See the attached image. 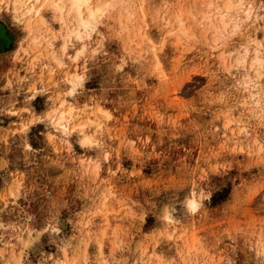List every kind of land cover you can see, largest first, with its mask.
Returning <instances> with one entry per match:
<instances>
[{"label": "rangeland", "instance_id": "374dc122", "mask_svg": "<svg viewBox=\"0 0 264 264\" xmlns=\"http://www.w3.org/2000/svg\"><path fill=\"white\" fill-rule=\"evenodd\" d=\"M226 1L69 39L0 0V264H264V0Z\"/></svg>", "mask_w": 264, "mask_h": 264}, {"label": "bare ground", "instance_id": "6f19581e", "mask_svg": "<svg viewBox=\"0 0 264 264\" xmlns=\"http://www.w3.org/2000/svg\"><path fill=\"white\" fill-rule=\"evenodd\" d=\"M204 1L209 3L210 0H204ZM231 1H233V0H227L226 2H224V4L226 5L225 8L229 7L228 4H230ZM40 3L43 5H41ZM13 4L15 6L14 7L15 12L21 13L22 17L29 16L31 20L33 18L38 17V16L41 18L43 17L42 16V13H43L42 8L43 7L51 8V10H53L54 13H58L60 15V17H58V19L61 22L64 21V19L69 20L72 22L73 27H75L74 30L72 28L71 31H68L69 32L68 33L69 39H70V37H74V38L76 37V39L82 38V34L84 32H88V30H90V28L92 29V27L94 26L93 22L98 20V18L101 17L100 15H103L104 13H106L107 10L111 7L110 2H107V0H13ZM66 11H67V13H66ZM246 14L248 16H250V10H248ZM223 20H224V14H222L221 22H223ZM142 31L141 32H142V35L144 34V38H148V31L144 30V28ZM152 48H154V47H152ZM260 61L261 60L259 59V57H257L255 59L253 65H259ZM101 113H102V111H101ZM69 114H71V112ZM65 115H66L65 113H62L61 116L59 117V119H57L56 123L61 129H63L64 131H68L70 128V127L68 128V125L70 123H69L68 119L66 118L67 115L66 116ZM91 122L94 124V123H98L100 121L97 118L94 121L91 120ZM86 124L87 123H85V122L81 123L79 125V129L84 127ZM74 129H76V128H73L72 131H74ZM84 143L89 144V143H91V140L86 138ZM191 204L193 205V202ZM105 220H106L105 221L106 223H109L108 218H105Z\"/></svg>", "mask_w": 264, "mask_h": 264}]
</instances>
